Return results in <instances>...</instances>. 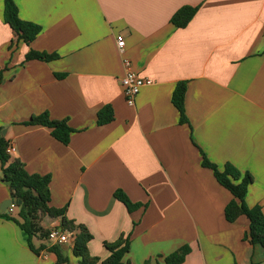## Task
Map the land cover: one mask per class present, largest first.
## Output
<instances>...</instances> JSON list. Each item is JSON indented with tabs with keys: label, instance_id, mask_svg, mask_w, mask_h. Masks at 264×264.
I'll return each mask as SVG.
<instances>
[{
	"label": "crops",
	"instance_id": "obj_1",
	"mask_svg": "<svg viewBox=\"0 0 264 264\" xmlns=\"http://www.w3.org/2000/svg\"><path fill=\"white\" fill-rule=\"evenodd\" d=\"M14 1L19 17L42 31L30 46L14 43L0 0V125L12 158L29 174L51 176L50 206L66 208L93 236L90 254L105 260L104 243L131 234L124 264H163L185 245L183 264H264V249L244 239L249 220H226L232 195L202 164L204 154L220 171L231 164L250 173L245 202L264 213V0ZM187 6L198 11L178 29L171 19ZM30 49L60 58L24 62ZM124 58L153 81L134 107L124 96ZM181 82L187 122L172 103ZM105 107L113 120L98 125ZM45 112L68 121L69 145L46 127L24 125ZM116 191L146 212H130ZM12 194L0 164V264H58L53 252L34 253L4 216ZM41 226L62 230V217L45 216ZM73 240L61 247L78 264Z\"/></svg>",
	"mask_w": 264,
	"mask_h": 264
},
{
	"label": "trees",
	"instance_id": "obj_2",
	"mask_svg": "<svg viewBox=\"0 0 264 264\" xmlns=\"http://www.w3.org/2000/svg\"><path fill=\"white\" fill-rule=\"evenodd\" d=\"M198 11V7H183L171 19V23L178 29L186 28ZM4 22L10 26L15 35L14 43L22 42L30 46L42 31L41 26L32 22L24 21L19 17L18 7L14 0H5ZM13 43L10 45L11 48ZM56 53L38 52L33 49L26 54L24 62L39 60L51 62L59 59ZM3 70L0 68V81ZM57 75V78H62ZM187 84L181 82L177 85L172 103L177 108L181 122H187L185 114V97ZM113 120V110L105 107L98 114V125H105ZM25 126H43L51 131V135L64 145H69L71 135L74 130L69 126L67 120H53L48 112L38 116H33ZM9 142L3 135V127L0 125V164L2 168V181L14 193L20 206L17 207V214H4L8 219L13 220L28 236L30 249L39 254L47 250L53 252L58 257V264H70L69 260L63 255L61 245L49 243V230L41 226V221L45 216L50 218L62 217V230L74 234L73 254L79 259L78 264H124L126 256L131 249V234L120 235L113 242H105L104 247L109 252L105 260L94 257L90 254L88 244L93 236L84 225H76L69 221L66 216V208L56 209L50 206V175L29 174L25 169V164L19 159H13L7 152ZM203 166L211 169L218 183L230 192L231 202L225 208V218L233 223L239 217L245 216L249 220V229L244 239L251 245H260L264 249V213L260 206L250 208L245 197L249 186L253 182L250 173H242L231 164H227L223 171L211 163L203 154ZM115 197L122 202L130 212L146 207L145 204L132 203L122 191H116ZM34 238H38L41 246L34 245ZM191 248L185 245L170 255L163 258V264H183L186 257L190 254ZM145 264H150L147 261Z\"/></svg>",
	"mask_w": 264,
	"mask_h": 264
},
{
	"label": "built area",
	"instance_id": "obj_3",
	"mask_svg": "<svg viewBox=\"0 0 264 264\" xmlns=\"http://www.w3.org/2000/svg\"><path fill=\"white\" fill-rule=\"evenodd\" d=\"M117 45L120 54L125 53V40L122 36L117 38ZM124 65V77L122 79V85L124 88V96L128 106L134 107L136 105V99L139 95L141 89L143 87L149 86L153 84V81L148 78H144L139 76L132 65V62L129 59H123ZM7 152L11 155L15 152V147L13 145H9L7 148ZM15 205H11L8 208L10 214H13L16 210ZM73 234L67 233L66 231L60 229H52L49 234V241L52 244L63 245L71 242Z\"/></svg>",
	"mask_w": 264,
	"mask_h": 264
},
{
	"label": "water",
	"instance_id": "obj_4",
	"mask_svg": "<svg viewBox=\"0 0 264 264\" xmlns=\"http://www.w3.org/2000/svg\"><path fill=\"white\" fill-rule=\"evenodd\" d=\"M5 134H6V131L4 130V131H3V135H5ZM11 205H15L16 207H19V206H20V202L17 201V199H16L14 193L12 194V198H11V199L5 201V203H4V204L2 205V207H1V210H2L3 212H5V213L8 214V213H9L8 208H9Z\"/></svg>",
	"mask_w": 264,
	"mask_h": 264
},
{
	"label": "rangeland",
	"instance_id": "obj_5",
	"mask_svg": "<svg viewBox=\"0 0 264 264\" xmlns=\"http://www.w3.org/2000/svg\"><path fill=\"white\" fill-rule=\"evenodd\" d=\"M145 208H146V207H144V210H143L144 212H146V211H145V210H146ZM142 209H143V208H142ZM16 210H17V209H16ZM13 214H17V213H16V212H14Z\"/></svg>",
	"mask_w": 264,
	"mask_h": 264
}]
</instances>
